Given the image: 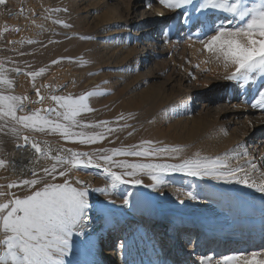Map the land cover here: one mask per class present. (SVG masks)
Masks as SVG:
<instances>
[{"label":"bare ground","instance_id":"bare-ground-1","mask_svg":"<svg viewBox=\"0 0 264 264\" xmlns=\"http://www.w3.org/2000/svg\"><path fill=\"white\" fill-rule=\"evenodd\" d=\"M71 4L74 13L77 8L83 7L82 10L92 19L93 29L100 25L105 28L110 27L109 24H115L110 46L100 49L99 53L107 61L111 60L124 69L136 67L138 72L126 77V81L132 78L129 84L138 81L140 77L146 78L153 85H159L155 87L162 88L174 100L175 114L169 120L165 117L166 128H159L155 132V141L170 148L195 135L190 127L201 123L211 128L219 126L224 129L227 137L225 144L229 145L230 151L225 154L230 167L255 171L257 183H264V110L251 106L259 98L262 78L259 80L258 74L256 78L254 75V80L243 87L236 81L226 80L225 75L234 69L229 68L226 71L222 64L203 51L202 46L195 42L197 38L193 34L197 25L186 23L185 17L191 19L197 13L191 8L182 12L172 11L160 4L159 0H71ZM24 9L32 19L25 27L28 31L27 38L43 35L50 27V21L44 22L41 19L42 14L32 2H25ZM212 13L213 10L209 13L210 19L226 17V14L220 12H215L214 15ZM180 14L183 30H178L175 39L169 38L166 27H172ZM123 24L134 27L133 42L126 40ZM80 76L71 68L57 70L44 80H39L34 88L27 83L28 78L22 76L17 93L21 97H27V107L31 106L33 111L40 110L42 116L49 117L57 112L61 113L51 96H59L62 91L73 93ZM37 89L40 96L44 97L43 101L37 96ZM48 109H55V112L49 114L46 111ZM192 112H197V116L192 115ZM24 136L29 137L28 142H25ZM239 140L243 147L238 146ZM33 141L38 143L41 152H36L32 147ZM247 142L250 148H247ZM66 149L84 153L83 150H75L24 133L20 140L9 145L6 180L14 181L18 176L32 174L33 170L38 173L53 162L56 163L55 159L43 157V151H50L52 157L71 158V153L64 151ZM244 155H251V159L245 160ZM250 162L257 165L256 170L251 169ZM143 163L178 165L179 162L161 160ZM154 172L164 183L152 180L137 187L129 183L134 187L132 186V190L124 187V199H120L122 196L119 198L118 193L111 192L108 186L107 189L104 187L106 183L101 180V176H104L102 168L88 167L83 173L73 174L74 184L77 187L83 186L76 184L77 179L88 184L92 196L89 198L91 208L89 219L82 229L83 235L73 236V245L77 250L74 249L66 257L67 261H71V264H201V257L211 256L214 262L219 260L223 264L222 258L225 255L264 251L263 226L246 225L241 230L233 226L234 217L240 213L253 218L264 215V194H257L255 203L251 202V205L243 201L244 207L238 212L236 209L241 201L235 199L237 196L233 183H218L212 179L201 178L204 182L201 185L205 189L202 194L218 197L219 202L216 203L217 206L210 203L211 208L206 209L198 195L200 186L198 187L197 181H200V177L163 169ZM182 176L193 180L189 193L195 199L186 191V194L176 192L177 184L173 181L183 178ZM102 187L107 190L106 193L99 191ZM138 222L142 225H137ZM151 223L154 225L149 227ZM181 223L192 225L194 231H184L180 227ZM217 231L219 232L216 233ZM253 232L258 236L253 237ZM243 236H251L253 240L245 241ZM159 237L161 242L158 241Z\"/></svg>","mask_w":264,"mask_h":264},{"label":"rangeland","instance_id":"rangeland-1","mask_svg":"<svg viewBox=\"0 0 264 264\" xmlns=\"http://www.w3.org/2000/svg\"><path fill=\"white\" fill-rule=\"evenodd\" d=\"M25 2L34 3L37 10H39L40 14H42L41 19H43L44 22L50 21V27L47 29L48 32L46 30L44 33L46 35H39V37L37 36L36 38H32L33 40L27 38L28 31L27 29H25V27L27 23L29 24V22L32 21V19L24 9ZM71 5V0H7L5 4L6 7L4 5H0V65L3 66L4 70H6V77L10 79L13 84L12 88L10 89L7 87V85H0V91H2L5 95L20 96L17 93L20 83V77L23 76L25 77V79L27 77V83L31 88H34L35 84L39 80H44L54 71L67 70L71 68V70L75 74L81 75L78 86L73 93H66L62 91V94H60L59 96L66 97L71 95L73 98H77L89 91L96 92V95L89 97L88 99V105L91 109H93V111L83 112L78 117H76V119L80 121L81 124L99 125V127L75 126L72 128V131L84 132L86 135L103 133L105 138L95 144H81L79 143L80 137H73V140L76 142H72L70 140H65V138L59 132H51L50 130H46L45 132L33 131L32 129L24 128L22 125L17 124L10 118L5 117L3 120H0V160H3L5 162V167L0 169V178H2L3 180H0V185L6 186L14 181L18 182L23 179L33 178L32 174L29 173L24 176L22 175L16 177L14 181L13 179L6 180V160L8 158L7 152L9 150V145L12 142L20 140L24 133H29L37 137L39 136L40 138L51 140L63 146L74 148L75 150H83L82 152L95 154L93 156L94 160L98 155L111 154L110 152L105 153L103 151H100L102 149L142 151L143 149L147 148L151 151L154 149L165 148L159 142L155 141V132L159 128H166L165 117H167L169 120L173 117L172 115L175 114L176 110L174 111V100L169 98V95H167L168 93H166L162 88H156L159 85H153V83L148 81L146 78L140 77L138 81H135L133 84H129L132 78L126 81V79H128L126 77H128L131 73L138 72L136 67L133 66L128 70L127 68L124 69V67H122L121 65L112 63L111 60L107 61L99 53L100 49L106 46H110V41L113 40L112 31H115V24H109L110 27L105 28L100 25L98 26L99 28L93 29L92 19L85 13L84 10H82L83 7L77 8L76 13H74L75 11L71 7ZM185 10L186 9H178L179 12ZM211 11L212 10H208V13H210ZM180 15L177 21L173 23L174 25L172 27L171 25H168V27H166V32L169 38L175 39L178 30H183L182 14ZM4 23H6V25ZM64 25H68V27H65ZM193 25H191V27ZM54 26L57 29H55ZM133 28V26H127L123 24V34L126 35L125 38L127 41L132 40L133 42ZM14 29H19V31H16ZM138 56L139 55H137V57ZM54 61L58 62L54 63ZM14 69H19V72L14 71ZM41 69H43L44 71L40 75L35 76V78L30 75L31 73L40 72ZM256 77L257 75H255V78ZM258 77L260 80L261 77L259 75ZM260 84L261 85L259 87V91L261 92L264 91V78H262ZM248 85L249 83L246 84V86ZM228 92L229 90H227V93ZM52 101L59 108V110H61L62 113L64 110L60 108L54 100ZM28 103V100H23L24 110L18 111L17 115L22 116L28 114L26 113V107ZM192 115H195L196 117L197 112H192ZM47 118L58 123L68 124V121L63 120L62 116L58 117L57 115H52ZM102 122H107V125H104ZM108 128L114 129V131L108 132ZM190 128V131L192 130L195 135L191 138H188L189 140L185 139L181 142L180 145L172 146L182 148L183 151L180 153H161L160 155L153 154L147 157L114 156L113 159L117 162L126 161L128 163L142 164H148L143 163L144 161L149 162L168 160L179 162L178 164H180L185 159L193 158L196 153H199L201 157L209 158L224 157L226 155L225 153H229V145L225 144L227 137H225L224 135V129H220L219 126H217L216 128L207 127L202 123ZM13 129H15V131H13ZM144 141H151L152 143L150 145L143 144ZM239 145L240 147H243V144L240 140L238 146ZM133 146L138 147L133 148ZM246 146L247 148H250L249 143L246 144ZM43 153H45V151H43ZM43 157L47 158L45 155ZM244 157L245 160L251 159V155H248L247 157L244 155ZM81 159L86 158L81 157ZM53 163L50 164L47 168H51L57 162L54 164ZM100 163L102 164L103 161H100ZM66 169H70L68 175L64 177L59 176L58 173ZM86 169L82 167L72 168L70 164H65L62 166L57 165V173L54 174L55 179H53V176H46L43 170L39 171L38 175L44 178L46 177L45 182L48 183H63L67 179L70 180L74 186H76L72 177L73 174L75 172L83 173L86 171ZM244 169L246 170V172H240L238 173V176H245V174L247 173L248 177L250 178V182L251 180H256L257 183L258 181L254 176L256 172H252L248 170V168ZM112 170L117 172L118 174L132 171L131 169H122L115 167ZM154 174L156 173L154 172ZM103 175L104 176H101V180L104 184L106 183L104 187L106 186V189L109 187L108 189L111 192L113 191V193H118L117 196H119V198L122 196L120 199L125 198L124 195H126V193H124L123 191L124 187L126 190H132L133 185L136 187L140 185H136L135 183H133L134 179H140L143 181V183H150L152 181L150 175L145 171L138 174L136 177L127 175L124 177L129 181V183L133 185H129V183H117V186L115 188H112V181L110 177L106 173H104ZM182 177L183 178L180 177L178 180L173 181L177 184L175 185L176 192L178 194H186V192L189 194L190 190H192L191 187L193 180L187 179L184 176ZM204 178L212 179L208 176H205ZM188 180H191V182ZM198 180H200L199 182L197 181L198 187L200 186L198 195L200 196V202L203 203L204 206H206L204 208L208 209L210 203L213 206H217L216 203H219L217 201L218 197L212 198L210 194L203 195L202 192H204L205 189L204 187H202V185L204 182H202L203 180L201 178ZM212 180H215L218 183L224 182L223 180ZM188 183L190 185H188ZM233 185L236 189L235 195L237 197L235 199L241 201V205L237 206L238 209H236L238 210V212H241L240 208L244 207V204H242L243 201L245 202V204L248 203L251 205V202L255 203L257 199L255 198L256 195L261 194L255 191L254 188H248L242 183H233ZM41 186L42 185L38 184L36 188H40ZM104 187L102 188L104 189ZM3 191L16 193L19 196L28 194V189L24 186H17L12 189H8L7 187H5ZM91 196L92 194L89 193L88 199ZM8 198L9 197H5L4 199L6 200ZM247 216L248 215H245L243 213L235 216L236 218L234 217L233 219V226L237 227L238 229L244 228L246 225H250V227H264V215L255 216L254 218L252 216ZM136 224H139V226L142 225L139 222ZM186 224L187 223H181L180 227L183 228L184 231H190V233H192L194 231L192 225L190 226L189 224ZM153 225L154 223H151L148 226L152 227ZM151 229L152 228H150V230ZM218 232L219 231H217L216 233ZM211 234L214 235L213 232H211ZM261 235H259V237ZM252 236L254 237L258 235L256 233L254 234L253 232ZM243 237L245 238V241L247 239H249L250 241L253 240V237L251 236ZM158 241L161 242L162 239H160L159 237ZM211 242L212 241L210 240L209 243ZM74 249L77 250L75 246L73 247V250Z\"/></svg>","mask_w":264,"mask_h":264},{"label":"snow or ice","instance_id":"snow-or-ice-1","mask_svg":"<svg viewBox=\"0 0 264 264\" xmlns=\"http://www.w3.org/2000/svg\"><path fill=\"white\" fill-rule=\"evenodd\" d=\"M6 2L7 0H0V5H5ZM159 3L172 11L191 8L198 14L191 19L185 17L186 23L197 25V30L193 34L197 38L195 42L202 46L203 51L222 64L226 71L229 68L234 69L225 75L226 80L236 81L243 87L253 79L254 75L258 74L264 78V0H159ZM208 10H213V15L215 12L226 14V18L210 19ZM228 25L232 26L228 27ZM64 26L68 27V25ZM14 30L19 31V29ZM189 38L191 39V36ZM57 62L54 61V63ZM5 71L0 65V85H7L10 89L13 84L6 77ZM14 71L19 72V69H14ZM43 71L41 69L40 72L30 75L35 78ZM36 94L43 101L44 97L40 96L39 89ZM96 94L94 91H89L77 98L71 95L51 96V99L64 110L62 113H56L58 117L62 116L63 120L68 121V124H63L42 116L40 110L22 116L17 115L18 111L24 110L23 100L27 97L5 95L0 91V120L7 117L33 131L50 130L59 132L65 140L76 142L73 137H80L79 143L81 144H95L105 138L103 133L86 135L84 132H73L72 128L75 126L99 127V125L81 124L76 119L83 112L93 111L88 105V99ZM258 96L259 98L251 106L264 110V91L259 92ZM46 111L51 114L55 112V109ZM102 123L107 125V122ZM112 131L114 129L108 128V132ZM23 139L25 142L29 141L28 136H24ZM151 143V141L143 142L147 145ZM32 147L36 152H41V148L35 141L32 142ZM136 147L138 146H133V148ZM64 151L71 153V158L52 157L50 151L42 153L57 162L51 168L43 169L46 176H53L55 179L57 165L70 164L72 168L85 169L88 167L102 168L103 172L110 177L112 188H115L117 183H129L124 178L126 175L136 177L145 171L152 180L164 183L154 174L155 170L163 169L182 172L192 177L208 176L212 179L223 180L225 183H242L264 194V183L257 184L255 180L250 182L247 173L245 176H238V173L246 172V170L243 167H230L227 163V154L224 157L209 158L201 157L199 153H196L193 158L185 159L178 165H168L117 162L113 157H147L161 153H180L183 151L182 148L165 147L151 151L147 148L142 151L102 149L100 151L111 154L98 155L95 160L93 159L95 154L77 153L71 149ZM81 157L86 159H81ZM100 161H103V164ZM3 167H5V162L0 160V168ZM114 167L132 171L118 174L112 170ZM251 169L256 170L257 165L251 163ZM69 171L70 169H66L58 174L64 177ZM32 176L31 179L14 181L6 186L0 185V264H71L66 257L72 254L73 236L83 235V226L89 219L90 186L79 179L76 180V184H82V187L73 186V183L67 179L63 183H48L34 170ZM133 183L139 185L143 181L134 179ZM38 184L42 186L36 188ZM17 186L27 188L28 194L19 196L16 193L3 191L5 187L12 189ZM99 191L107 192L106 189ZM189 196L195 199L191 193ZM5 197L9 198L5 200ZM200 260L201 264H220L219 260L214 262L211 256H203ZM222 260L223 264H264V251L225 255Z\"/></svg>","mask_w":264,"mask_h":264},{"label":"built area","instance_id":"built-area-1","mask_svg":"<svg viewBox=\"0 0 264 264\" xmlns=\"http://www.w3.org/2000/svg\"><path fill=\"white\" fill-rule=\"evenodd\" d=\"M33 112V109L31 106L26 108V113L31 114Z\"/></svg>","mask_w":264,"mask_h":264}]
</instances>
